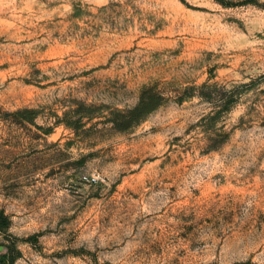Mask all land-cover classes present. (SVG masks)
<instances>
[{
    "label": "rangeland",
    "instance_id": "rangeland-1",
    "mask_svg": "<svg viewBox=\"0 0 264 264\" xmlns=\"http://www.w3.org/2000/svg\"><path fill=\"white\" fill-rule=\"evenodd\" d=\"M0 212V264H264V0H0Z\"/></svg>",
    "mask_w": 264,
    "mask_h": 264
},
{
    "label": "trees",
    "instance_id": "trees-1",
    "mask_svg": "<svg viewBox=\"0 0 264 264\" xmlns=\"http://www.w3.org/2000/svg\"><path fill=\"white\" fill-rule=\"evenodd\" d=\"M162 101V97L160 95H150L149 92L143 91L140 99L135 107L128 111V114L122 116L121 123L122 127H128L131 124H135L140 121L147 113L152 111L156 106H158ZM113 123L116 124V121L113 120ZM118 127V126H117ZM0 226L6 227L7 224V216L0 212ZM14 257L11 258L10 263L12 262Z\"/></svg>",
    "mask_w": 264,
    "mask_h": 264
}]
</instances>
